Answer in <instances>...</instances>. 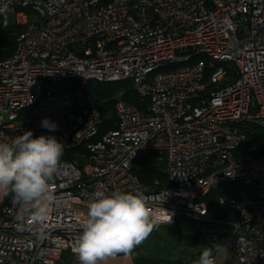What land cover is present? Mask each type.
I'll return each instance as SVG.
<instances>
[{"label": "built area", "instance_id": "1", "mask_svg": "<svg viewBox=\"0 0 264 264\" xmlns=\"http://www.w3.org/2000/svg\"><path fill=\"white\" fill-rule=\"evenodd\" d=\"M9 13L21 28L0 61V142L31 130L86 152L58 166L44 238L27 222L17 231L11 199L0 208V264L75 255L100 186L142 191L149 208L171 215L160 225L185 219L213 253L226 247L237 264H264V155L243 160L264 150V0H0L4 25ZM92 80L131 81L143 107L118 99L116 127L100 135ZM44 118L58 130L41 127ZM142 153H153L166 184L141 182ZM233 182L253 193L219 197L236 215L217 220L205 200Z\"/></svg>", "mask_w": 264, "mask_h": 264}, {"label": "clouds", "instance_id": "2", "mask_svg": "<svg viewBox=\"0 0 264 264\" xmlns=\"http://www.w3.org/2000/svg\"><path fill=\"white\" fill-rule=\"evenodd\" d=\"M41 127L58 130L47 118ZM63 154L64 146L55 136L34 138L31 130L10 142H0V198L10 196L17 206V231H23L27 222L39 226L38 238H44V225L55 200L52 181ZM171 219L149 208L142 191L109 192L100 186L87 203L72 251L79 264H101L117 254H129L154 228ZM194 264H215L213 249L204 247Z\"/></svg>", "mask_w": 264, "mask_h": 264}, {"label": "rangeland", "instance_id": "3", "mask_svg": "<svg viewBox=\"0 0 264 264\" xmlns=\"http://www.w3.org/2000/svg\"><path fill=\"white\" fill-rule=\"evenodd\" d=\"M8 19L10 23L14 22V15L9 14ZM181 64L170 65L167 69H176ZM165 70V69H164ZM164 70H159L158 72H162ZM90 85H95V81H91ZM110 85L111 90L117 91H130L133 89V85L129 80L119 81L116 83L108 84ZM113 98L120 99L119 96L114 95ZM107 116L111 117L115 113L114 107L110 108L109 104H106ZM264 155V150L259 152H252L250 154H246L243 160L260 157ZM249 187L244 186L242 183H225L215 185L209 194V198L205 200L207 206L211 210L214 218L217 220H230L233 219L234 211L225 206H219L217 204V199L219 197H229L239 199L238 197L247 196ZM3 200V197L0 198V202ZM180 225H176L174 227H166L167 225H159V227L154 228V230L149 234V236L143 240L139 245L135 246L132 251H136L139 248L145 246L147 241L149 242L148 247L156 248L154 252L148 251L146 254L136 255L138 261H142L144 259L149 260H159V259H172L175 257L176 259H180L184 261V259H190L193 253L196 251H202L203 242L199 240V231L197 227L189 225L185 219H180ZM188 223V225H186ZM189 244L190 246H188ZM192 246V247H191ZM66 251L64 252V254ZM179 256H182L180 258Z\"/></svg>", "mask_w": 264, "mask_h": 264}, {"label": "trees", "instance_id": "4", "mask_svg": "<svg viewBox=\"0 0 264 264\" xmlns=\"http://www.w3.org/2000/svg\"><path fill=\"white\" fill-rule=\"evenodd\" d=\"M20 28L21 27L15 23V19L13 23H10L8 17H7V24L4 25L3 16L0 15V61L8 58L14 51L16 38L20 31ZM90 82L91 81H89L86 85V91L91 97L94 105L97 107L102 117V123L99 126L100 135L116 127V122H117L116 114H113L111 117H108L107 116L108 108L106 107V104H109L110 108L114 107L115 101L118 100L117 98L115 99L113 98L114 95L119 96L120 99H123L133 104L137 108L141 109L143 107L141 98L135 92L134 89L130 90L132 94H130L128 91H125V90L115 92L111 90L110 85H108L111 83H102V82L95 81V85H90L89 84ZM85 152L86 151H85L84 145H80L74 148H66L64 146V154L61 160H68L74 163L75 162L80 163L81 161L80 155ZM134 170L136 171L141 182L145 186L152 185L155 179H159L161 184L163 185L167 183L165 174L161 170L160 166L156 164L153 153L140 154L134 161ZM233 183H236V182H233ZM247 191H248L247 193L248 195H252L253 191L251 187H249ZM243 197L244 196L238 197V198L241 199ZM208 198L209 196L206 199ZM10 199H11L10 196L3 197V200L0 202V208L4 206L5 204H7ZM235 215L236 213L234 211L233 218H235Z\"/></svg>", "mask_w": 264, "mask_h": 264}, {"label": "crops", "instance_id": "5", "mask_svg": "<svg viewBox=\"0 0 264 264\" xmlns=\"http://www.w3.org/2000/svg\"><path fill=\"white\" fill-rule=\"evenodd\" d=\"M180 223L176 225H180ZM176 225H167L166 227L170 228ZM186 225H188V223ZM189 225L192 226L191 223ZM148 244L149 242L147 241V243L145 244L146 247L143 246L136 251H131L129 254H123V253L117 254L113 258H109L108 260L101 262V264H194V262L198 260L202 252V251H196L195 253L192 254L190 259L188 260L184 259V261H181L180 259H176L177 255L175 257H172V259H159V260L144 259L142 261H138L136 255L146 254L148 251L154 252V250L156 249V248L148 247ZM202 244L203 247L201 250H203L204 247L208 246L207 243L203 242ZM187 245L190 246L189 244ZM64 252L61 253L59 260L56 261L55 264H79V261L75 255H72L67 251L64 254ZM179 257L182 258V256ZM213 258L215 260V264H237L234 253L226 247L215 248L213 253Z\"/></svg>", "mask_w": 264, "mask_h": 264}]
</instances>
